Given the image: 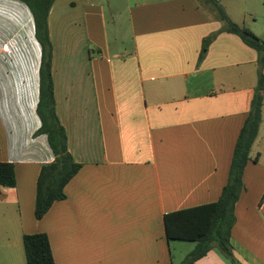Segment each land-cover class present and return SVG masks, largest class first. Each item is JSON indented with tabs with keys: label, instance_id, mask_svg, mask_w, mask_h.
Wrapping results in <instances>:
<instances>
[{
	"label": "crops",
	"instance_id": "0c3cea01",
	"mask_svg": "<svg viewBox=\"0 0 264 264\" xmlns=\"http://www.w3.org/2000/svg\"><path fill=\"white\" fill-rule=\"evenodd\" d=\"M218 1L264 40V15L253 12L264 0H249L250 19ZM127 2L110 4L112 16L99 0H56L50 10L56 110L82 169L38 220L39 174L55 159L36 135L43 51L27 4L0 0V163L17 180L0 186V264H27L24 235L40 233L56 264H173L165 215L221 198L258 54L222 31L202 59L223 23L200 0ZM263 125L264 107L235 208L236 264H264V152L254 151ZM195 264L232 262L214 248Z\"/></svg>",
	"mask_w": 264,
	"mask_h": 264
},
{
	"label": "trees",
	"instance_id": "16d2710c",
	"mask_svg": "<svg viewBox=\"0 0 264 264\" xmlns=\"http://www.w3.org/2000/svg\"><path fill=\"white\" fill-rule=\"evenodd\" d=\"M31 9L36 26V39L42 47L43 57L40 69V102L37 107L42 127L36 135H45L53 150L54 161L45 164L39 174L35 215L42 220L54 202L64 200L66 186L82 169L69 152L68 137L56 110L54 92L53 57L54 48L50 37L49 13L56 0H19ZM210 8L223 23L220 31L203 41L204 58L210 44L223 31L240 37L247 47L258 54V85L245 124L239 133L230 168V179L224 187L220 200L199 207H192L165 215V228L169 242H194L196 247L181 264H195L210 250L217 248L232 264L235 263L232 229L236 224V203L245 190L243 182L245 169L252 156L262 124L264 107V40L244 25L233 22L218 0H200ZM257 160V159H256ZM16 169L9 162L0 163V186H16ZM24 251L27 264H56L51 241L47 234L24 235Z\"/></svg>",
	"mask_w": 264,
	"mask_h": 264
},
{
	"label": "rangeland",
	"instance_id": "374dc122",
	"mask_svg": "<svg viewBox=\"0 0 264 264\" xmlns=\"http://www.w3.org/2000/svg\"><path fill=\"white\" fill-rule=\"evenodd\" d=\"M102 1V3L106 6V8L111 7L110 4L116 6L117 8H121L123 5H125V3H128L127 0H99ZM133 0H130V4H133ZM227 3V2H225ZM229 4V11H231V13H233V15L235 14L236 16H238V18H241L242 16L246 15L248 19L250 16V12H252L253 10L250 8V1L249 0H229L228 2ZM264 5H259V9L261 8L264 11ZM259 9H255L256 11H253L255 14H257V16H262L264 15L262 13H260L261 11H259ZM251 10V11H249ZM112 12L113 9L109 10L108 8V15L110 14L112 16ZM259 23H263V19L261 17H259ZM264 126V125H263ZM259 148V152L263 150L264 152V127L261 133V138L258 140V144L257 146H255L254 151L256 152V154L258 153V149ZM196 247V244H194V242H185V241H177L173 243V246L171 247V256H172V262L173 264H181L183 262V260L186 258V256L193 250V248Z\"/></svg>",
	"mask_w": 264,
	"mask_h": 264
}]
</instances>
